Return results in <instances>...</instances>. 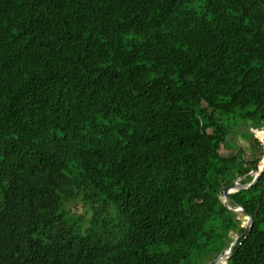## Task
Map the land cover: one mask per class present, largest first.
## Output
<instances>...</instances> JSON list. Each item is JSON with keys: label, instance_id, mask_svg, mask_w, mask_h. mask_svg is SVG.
Wrapping results in <instances>:
<instances>
[{"label": "trees", "instance_id": "obj_1", "mask_svg": "<svg viewBox=\"0 0 264 264\" xmlns=\"http://www.w3.org/2000/svg\"><path fill=\"white\" fill-rule=\"evenodd\" d=\"M263 117L264 0H0V264L214 260ZM231 197L228 264H264V174Z\"/></svg>", "mask_w": 264, "mask_h": 264}, {"label": "water", "instance_id": "obj_2", "mask_svg": "<svg viewBox=\"0 0 264 264\" xmlns=\"http://www.w3.org/2000/svg\"><path fill=\"white\" fill-rule=\"evenodd\" d=\"M263 174H264V161L259 170H252L247 174L240 175L239 177L235 178L229 185H226L222 188L220 192V199L222 200L224 206L230 212L237 214L239 216H245L248 218V220H246L247 224L245 226L242 224L244 228V232L241 235L236 236V238H234L230 248L228 250L223 251L219 256H217L214 260H212L208 264H228L229 262L228 260L230 259L234 250L239 244V241L252 230L254 224L253 215L250 214L246 208L240 206L234 199H232L231 195L252 188L259 181L260 177ZM246 178H253V179L249 184H246L243 183L244 179Z\"/></svg>", "mask_w": 264, "mask_h": 264}, {"label": "rangeland", "instance_id": "obj_3", "mask_svg": "<svg viewBox=\"0 0 264 264\" xmlns=\"http://www.w3.org/2000/svg\"><path fill=\"white\" fill-rule=\"evenodd\" d=\"M247 127L245 126V124H242L238 130H235V132L233 133L232 136L228 137L230 139V145H232L234 148L236 149H247V156L252 159L254 158L258 153V150H250L251 147V142L253 141V139H255L256 137H258L259 135H264V129L260 131V128H263V124L261 126V124H255V123H250V122H246ZM259 132H262L258 135ZM230 150V149H227ZM228 152V151H226ZM263 161H264V157ZM247 167H250L251 164L250 162L247 163L246 165ZM240 176V174H238ZM253 179V178H252ZM248 181V178L244 179L243 183H246ZM249 184V183H246ZM73 208L80 214L83 215V217H87L88 219H90L91 217V209L89 206L80 203V204H72ZM240 221L243 222V224H245V219L243 216H240ZM232 238H236L235 235L232 236ZM211 258L208 256L207 258H205V263H210L212 260H210Z\"/></svg>", "mask_w": 264, "mask_h": 264}, {"label": "bare ground", "instance_id": "obj_4", "mask_svg": "<svg viewBox=\"0 0 264 264\" xmlns=\"http://www.w3.org/2000/svg\"><path fill=\"white\" fill-rule=\"evenodd\" d=\"M261 136V135H260ZM261 166H262V164H261ZM234 192V191H233ZM244 217V219H245V225L247 224V221L246 220H248V218L247 217H245V216H243Z\"/></svg>", "mask_w": 264, "mask_h": 264}]
</instances>
